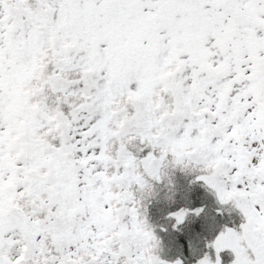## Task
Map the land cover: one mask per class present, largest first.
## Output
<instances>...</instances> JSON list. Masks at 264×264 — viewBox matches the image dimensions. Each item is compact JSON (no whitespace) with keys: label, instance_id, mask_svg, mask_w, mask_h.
Segmentation results:
<instances>
[{"label":"snow or ice","instance_id":"obj_1","mask_svg":"<svg viewBox=\"0 0 264 264\" xmlns=\"http://www.w3.org/2000/svg\"><path fill=\"white\" fill-rule=\"evenodd\" d=\"M194 185L264 264V0H0V264H185Z\"/></svg>","mask_w":264,"mask_h":264},{"label":"trees","instance_id":"obj_2","mask_svg":"<svg viewBox=\"0 0 264 264\" xmlns=\"http://www.w3.org/2000/svg\"><path fill=\"white\" fill-rule=\"evenodd\" d=\"M178 175L180 182L185 187H187L188 181L193 178L191 176L185 177L183 174ZM193 188L195 195L193 197L194 202L191 206L207 205L206 213L195 220L194 223H189L187 226H184L182 233L172 230V222L165 219L166 209L162 205L154 202L149 206L150 222L157 226L158 235L163 240V251L161 255L169 261L181 258L185 259V264H195V260L204 251L205 241L214 238L225 225L232 226L233 221L239 219L235 212L229 214L227 208H225L223 215H217L216 209L221 206H219L215 198L200 185H194ZM161 225L166 227L168 231H160L159 226ZM190 240L193 241L197 248L196 255L192 254L189 246Z\"/></svg>","mask_w":264,"mask_h":264},{"label":"rangeland","instance_id":"obj_3","mask_svg":"<svg viewBox=\"0 0 264 264\" xmlns=\"http://www.w3.org/2000/svg\"><path fill=\"white\" fill-rule=\"evenodd\" d=\"M220 206V205H219Z\"/></svg>","mask_w":264,"mask_h":264}]
</instances>
